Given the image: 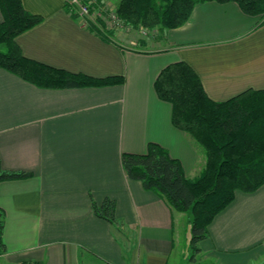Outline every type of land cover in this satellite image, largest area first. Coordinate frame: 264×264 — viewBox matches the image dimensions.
I'll return each mask as SVG.
<instances>
[{
	"label": "crops",
	"instance_id": "obj_1",
	"mask_svg": "<svg viewBox=\"0 0 264 264\" xmlns=\"http://www.w3.org/2000/svg\"><path fill=\"white\" fill-rule=\"evenodd\" d=\"M22 2L43 18L16 39L26 58L124 82L43 89L0 68V162L31 174L0 183V264H174L178 257L177 264H264V185L236 193L192 260L190 215L131 180L121 164L122 154H146L154 143L180 161L187 178L202 173L205 154L173 125L156 79L185 62L213 101L264 90L263 20L233 2L198 4L183 26L157 40L159 49L145 52L84 28L66 12V0ZM107 198L116 203L119 228L94 214L93 203Z\"/></svg>",
	"mask_w": 264,
	"mask_h": 264
},
{
	"label": "trees",
	"instance_id": "obj_2",
	"mask_svg": "<svg viewBox=\"0 0 264 264\" xmlns=\"http://www.w3.org/2000/svg\"><path fill=\"white\" fill-rule=\"evenodd\" d=\"M92 1V0H90ZM88 4L87 0H79ZM236 3L241 10L264 23V0H119L116 16L123 26L135 30L163 32L183 26L196 5ZM105 7V6H104ZM102 6V8L104 9ZM66 12L79 20L77 8L66 0ZM0 68L43 89H71L122 84L123 78H93L71 73L26 58L16 39L42 23L28 12L22 0H0ZM103 16L109 12L104 9ZM89 31L108 42L114 33L105 21L97 20ZM158 98L172 106V123L187 133L206 157L205 168L196 178H187L179 160L158 144H149L146 154L124 153L121 164L126 175L166 200L177 212L190 215L192 260L199 244L209 237V226L235 199L238 191L253 193L264 185V90H248L227 101L209 98L196 72L185 62L169 65L156 79ZM26 172L4 170L0 162V183L26 179ZM94 214L119 228L116 203L105 199ZM5 214L0 208V254L5 251Z\"/></svg>",
	"mask_w": 264,
	"mask_h": 264
},
{
	"label": "rangeland",
	"instance_id": "obj_3",
	"mask_svg": "<svg viewBox=\"0 0 264 264\" xmlns=\"http://www.w3.org/2000/svg\"><path fill=\"white\" fill-rule=\"evenodd\" d=\"M88 5H90V8L92 9V14L89 19V25L87 29L91 26V23H94L95 26L99 29H101V25L98 23V19L105 21L106 24V31H110L114 33V41L117 42V44L123 46L125 49H134V50H142V51H154L157 48H160V44L157 43L158 39L164 38L163 32H156L154 30H135L133 28H128L126 26H123V23L117 19L116 16V8L119 3V0H98L96 3H91L90 0H87ZM109 12L108 16H103V8ZM101 11V12H100ZM81 22V20H79ZM139 41H144L145 46L140 47L138 46ZM158 44V45H157ZM185 231L182 232L181 236L184 237ZM187 238H189V241L191 240V228L187 233ZM185 240L182 241V245L185 247ZM184 243V244H183ZM192 249V248H191ZM193 253L189 256L191 259V256ZM179 263V257L176 259L174 264Z\"/></svg>",
	"mask_w": 264,
	"mask_h": 264
},
{
	"label": "built area",
	"instance_id": "obj_4",
	"mask_svg": "<svg viewBox=\"0 0 264 264\" xmlns=\"http://www.w3.org/2000/svg\"><path fill=\"white\" fill-rule=\"evenodd\" d=\"M95 1H96V3L98 2V0H92L90 2L93 3ZM69 2H70L71 5H73V6H75L77 8L75 13L78 15L79 20H81V22H80L81 25L84 28H87L88 25H89L88 22H89L90 16L92 14V9L90 8V5L82 4V3L79 2V0H69Z\"/></svg>",
	"mask_w": 264,
	"mask_h": 264
}]
</instances>
